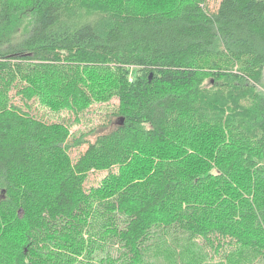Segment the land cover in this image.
I'll return each instance as SVG.
<instances>
[{
	"label": "trees",
	"instance_id": "1",
	"mask_svg": "<svg viewBox=\"0 0 264 264\" xmlns=\"http://www.w3.org/2000/svg\"><path fill=\"white\" fill-rule=\"evenodd\" d=\"M207 1L0 0V264H264V0Z\"/></svg>",
	"mask_w": 264,
	"mask_h": 264
},
{
	"label": "rangeland",
	"instance_id": "2",
	"mask_svg": "<svg viewBox=\"0 0 264 264\" xmlns=\"http://www.w3.org/2000/svg\"><path fill=\"white\" fill-rule=\"evenodd\" d=\"M220 0H208L207 6L209 10L214 11L218 5ZM14 102H19L18 98L14 96ZM118 105L117 98H111L101 102H94L92 106L84 112V114L80 117L75 118L74 115L67 111H50L49 108L43 107L39 104H33L32 107L35 111L43 114L46 119L49 121H65L67 125H69L70 130L75 135L84 134V138L93 139V135L90 134L93 128H96L97 124L107 123L108 126L115 125L117 121V117L114 115V110ZM86 148V145H82L78 148L71 150L70 155L73 159H75L79 153L83 152ZM107 174V171H94L89 173L88 179L86 181L85 186L87 188L92 186L99 185L101 179ZM201 243L203 241L200 240ZM203 247L211 253V247L205 245L203 243ZM223 250V249H221ZM223 251H221L222 253Z\"/></svg>",
	"mask_w": 264,
	"mask_h": 264
},
{
	"label": "water",
	"instance_id": "3",
	"mask_svg": "<svg viewBox=\"0 0 264 264\" xmlns=\"http://www.w3.org/2000/svg\"><path fill=\"white\" fill-rule=\"evenodd\" d=\"M123 118H121V122H122Z\"/></svg>",
	"mask_w": 264,
	"mask_h": 264
}]
</instances>
